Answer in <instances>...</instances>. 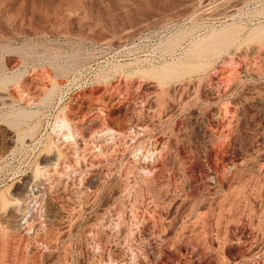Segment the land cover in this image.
<instances>
[{
    "label": "rangeland",
    "instance_id": "obj_1",
    "mask_svg": "<svg viewBox=\"0 0 264 264\" xmlns=\"http://www.w3.org/2000/svg\"><path fill=\"white\" fill-rule=\"evenodd\" d=\"M0 264H264V0H0Z\"/></svg>",
    "mask_w": 264,
    "mask_h": 264
}]
</instances>
